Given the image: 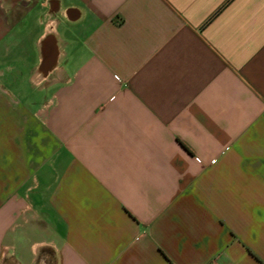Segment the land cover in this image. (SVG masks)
<instances>
[{
    "label": "crops",
    "instance_id": "obj_1",
    "mask_svg": "<svg viewBox=\"0 0 264 264\" xmlns=\"http://www.w3.org/2000/svg\"><path fill=\"white\" fill-rule=\"evenodd\" d=\"M46 251L264 264V0H0V264Z\"/></svg>",
    "mask_w": 264,
    "mask_h": 264
},
{
    "label": "rangeland",
    "instance_id": "obj_2",
    "mask_svg": "<svg viewBox=\"0 0 264 264\" xmlns=\"http://www.w3.org/2000/svg\"><path fill=\"white\" fill-rule=\"evenodd\" d=\"M49 62V65H47L48 67H52L53 66V61L51 60H49L48 61ZM47 63V61H45L44 62V64H46ZM44 256H45V261H46V263H48V264H54V258H53V256H52V254L50 253V252H45L44 253Z\"/></svg>",
    "mask_w": 264,
    "mask_h": 264
}]
</instances>
